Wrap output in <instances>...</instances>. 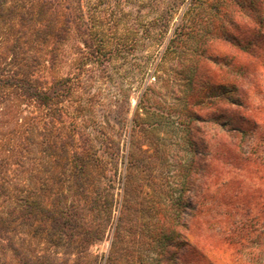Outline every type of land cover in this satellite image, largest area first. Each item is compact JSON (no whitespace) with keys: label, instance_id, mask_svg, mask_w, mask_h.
<instances>
[{"label":"trees","instance_id":"16d2710c","mask_svg":"<svg viewBox=\"0 0 264 264\" xmlns=\"http://www.w3.org/2000/svg\"><path fill=\"white\" fill-rule=\"evenodd\" d=\"M218 2L210 5L219 18L210 40L225 45L207 48L202 41L196 69L208 73V60L216 72L199 80L183 76L189 120L202 95L210 104L231 102L232 62L241 76L255 62L264 66V0ZM81 16L80 0H0V264H181L183 242L175 237L187 181L180 180L174 198L166 184L165 203L154 200L162 192L152 172L157 158H142L139 145L144 126L157 124L147 88L130 118L121 110L109 126L108 115L96 109L93 68L80 56L73 73L51 74ZM85 23L87 35L92 26ZM180 34L175 28L165 50H176ZM105 49L100 42L88 54L106 56ZM211 123L227 132L223 122ZM119 129L127 136L124 154ZM241 131L231 127V138ZM181 171L187 179L189 165ZM105 240L104 254L91 251Z\"/></svg>","mask_w":264,"mask_h":264},{"label":"rangeland","instance_id":"374dc122","mask_svg":"<svg viewBox=\"0 0 264 264\" xmlns=\"http://www.w3.org/2000/svg\"><path fill=\"white\" fill-rule=\"evenodd\" d=\"M217 1L230 6L229 0H80L78 29L62 42L61 60L51 74L73 73V58L80 56L85 67L93 68L96 109L108 115L109 126H114L121 110L130 118L147 88L146 103L157 113V124L144 126L139 145L145 150L142 158H157L152 172L162 192L154 200L165 203L167 186L174 198L180 180L187 181L175 237L183 242L181 264H264V66L255 62V69L241 76L232 62L231 102L210 104L202 95V103L190 106L194 118L184 117L187 105L182 98L188 85L183 76L199 80L217 70L207 60L208 73H198L201 42L207 48L225 45L210 40L211 25L219 19L210 5ZM85 22L92 26L87 35ZM175 28L181 34L176 50L170 52L165 46ZM100 42L108 53L91 57L88 53ZM104 64L107 71L102 73ZM177 118L183 119L181 124ZM211 120L223 122L221 128L227 132ZM233 126L242 131L231 138ZM118 138L124 154L123 129ZM147 138L153 140L154 149ZM186 164L187 179L181 171ZM108 243L96 244L91 251L104 254Z\"/></svg>","mask_w":264,"mask_h":264}]
</instances>
